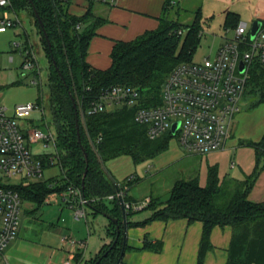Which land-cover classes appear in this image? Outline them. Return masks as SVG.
<instances>
[{
	"label": "trees",
	"instance_id": "16d2710c",
	"mask_svg": "<svg viewBox=\"0 0 264 264\" xmlns=\"http://www.w3.org/2000/svg\"><path fill=\"white\" fill-rule=\"evenodd\" d=\"M70 1L32 0L31 4L30 0H11L13 11H28L31 14L50 65L46 103L55 127V164L60 167L63 177L57 181L51 179L10 187L19 192L24 201L39 206L53 192H67L69 187L80 189L94 213L106 214L117 220V223L109 220L107 236L111 243L85 264H96L100 258L98 264H117L124 242L123 210L118 198L112 200L113 208L103 202L115 195L117 190L103 170L97 154L103 162L129 155L138 164L166 150L169 137L150 140L146 127L135 121V114L138 108L161 105V89L168 75L177 65L189 62L200 43L203 18L199 10L191 25L170 20L167 12L172 2L168 1L157 30L147 31L130 42H117L111 54V67L98 70L87 63V55L91 39L105 20L92 13L96 0H87L90 8L82 17L69 13ZM239 23L238 15L227 13L228 29H235ZM183 36L184 41L179 50ZM115 85L135 89L139 94V103L134 107L122 106L112 112L89 115L87 112L91 102L103 89ZM246 90L257 98L251 108L264 104V69L258 63L253 64L250 70ZM72 98L78 102L85 116V125L81 118L79 120L80 138ZM38 104L44 108L45 97L43 99L42 96ZM242 145L252 147L255 151L256 162L251 175L243 180L228 176L221 178L218 166H211L205 186L198 179L179 181L172 187L166 201L151 199L149 206L144 209L153 212L149 220L135 225L128 223V227L156 220L166 223L183 219L189 223L201 222L203 234L198 264H203L211 249L214 228L229 226L233 235L227 264H264V203H253L248 199L264 170V136L258 143L248 141L242 142ZM128 186L123 184L120 190H128ZM124 201H129L127 195ZM131 214L132 210L127 211V218ZM115 241V246L103 257ZM151 247L146 238L144 248ZM128 249L125 245V250ZM161 249L162 243H158L155 250Z\"/></svg>",
	"mask_w": 264,
	"mask_h": 264
},
{
	"label": "built area",
	"instance_id": "2783aa9c",
	"mask_svg": "<svg viewBox=\"0 0 264 264\" xmlns=\"http://www.w3.org/2000/svg\"><path fill=\"white\" fill-rule=\"evenodd\" d=\"M98 3L114 5L118 0H96ZM11 0H0V9L5 11L0 20V33L20 26L19 19L10 17ZM80 28V25L77 26ZM226 38L217 54L201 62L181 63L168 75L161 89V105L138 108L135 121L146 127L150 140L169 134L176 137L180 146L189 154L205 156L225 148L231 138L236 115L241 111V101L250 78L253 64L264 69V23L252 37L248 23L240 22ZM25 69L39 68L32 51L26 49ZM241 65L244 66L243 71ZM139 94L133 88L115 85L105 88L91 102L89 115L112 112L119 107H134L139 103ZM44 108L38 103L20 104L11 110L0 106V264H9L6 250L17 238L21 226L23 198L19 192L4 184V180L21 177L32 183L41 181L47 168L55 165V155H35L31 145L44 142V147L54 143L55 134L39 128L24 130L18 119L29 118ZM179 123L173 133L172 127ZM25 131V132H23ZM56 153V151H55ZM133 177L127 183L133 181ZM127 190H119L110 199H123ZM68 206L74 219H86L85 199L78 188L69 187L66 192ZM145 200L141 206L125 203L126 211L140 210L149 206ZM76 247L73 239H65Z\"/></svg>",
	"mask_w": 264,
	"mask_h": 264
},
{
	"label": "rangeland",
	"instance_id": "374dc122",
	"mask_svg": "<svg viewBox=\"0 0 264 264\" xmlns=\"http://www.w3.org/2000/svg\"><path fill=\"white\" fill-rule=\"evenodd\" d=\"M172 1L167 12V17L183 25H191L195 20L197 11L201 10L203 18L201 40L188 63L201 62L208 56L214 57L221 41L233 36V30L228 29L226 26L227 11L237 13L239 19L247 22L249 27L252 26L254 18L259 13L257 0ZM9 11L11 18L17 17L19 19L20 26L8 29L6 33H0V106L11 110L20 104H36L41 100L42 96L43 99L45 97L44 113L36 111L29 118L18 119V124L21 130L24 129L26 131L39 128L47 134L49 130L55 134V127L48 110V104L46 103V97L49 92L50 65L41 44L39 31L34 25V20L28 11L15 12L12 8ZM247 15L251 16L248 17ZM3 16L4 10L1 9L0 19ZM183 41L184 36L179 44V50L182 47ZM26 48L35 54L39 68L33 70L25 69ZM256 100L257 98L248 94L246 90L240 104L241 111L249 112L250 114L248 118L250 122H246V126L251 124L257 125L264 117V104L260 105L261 107L251 108L252 103ZM236 118L235 122L237 121ZM256 131L255 128H252L251 135L254 138H256ZM44 145V142L32 144L31 150L35 155L56 154L52 141L49 147H44ZM252 150L254 149L251 147L244 151L230 149L217 151L205 156L190 155L175 140L171 142L167 152L161 154L153 161H145L135 165L130 157L124 156L112 164H107L106 167L107 169H112V166L117 165L118 170L114 174L119 181L121 179L123 181L127 175L128 177L137 175L136 180L132 183L129 190H127L128 198L136 199L139 203H142L146 197H152L161 201V199L166 200L169 197L171 188L179 181L198 179L199 183L204 186L207 183L208 168L211 166H218L221 177L226 173L230 175L228 177H234L233 173H238L242 178L244 173H248L246 172V168L251 167L253 164L252 158L254 161V153ZM242 152L247 153L242 155ZM175 155H180V157H175ZM232 163L237 164L235 169L230 167ZM149 166H152L151 172L145 173ZM62 177L60 168L55 165L45 170L42 180L54 179L57 181L61 180ZM32 182L39 181L33 180ZM23 183H27V180H22L21 177L4 180V184L8 186H16ZM105 204L108 206L112 205L109 200H105ZM25 207L23 204L21 213V227L25 229L22 231L24 232V237L34 242H44L49 235L47 233L48 224L51 222L55 223L54 225L58 224V213L49 212L51 209L53 212H56L53 210L56 209L54 204L45 205L43 211L42 208L38 214L33 216L25 213ZM86 213L87 218L76 221L72 227L76 226L80 230L83 228L85 232L88 223L92 230L91 236L94 238L91 237L90 239L86 256L94 257L97 243L101 242L99 236L102 239L105 238L108 220L103 215L94 218L90 215L89 209H87ZM72 217L74 219V214ZM60 226L62 227L63 223ZM103 241L105 243L106 240Z\"/></svg>",
	"mask_w": 264,
	"mask_h": 264
},
{
	"label": "crops",
	"instance_id": "0c3cea01",
	"mask_svg": "<svg viewBox=\"0 0 264 264\" xmlns=\"http://www.w3.org/2000/svg\"><path fill=\"white\" fill-rule=\"evenodd\" d=\"M168 1L173 2L172 0H118L114 5H107L97 2L94 6H92V13L96 17L105 20V22L97 28L96 35L90 41L87 63L98 70L109 69L112 65L111 54L115 44L117 42H130L143 35L147 31L157 30L160 24V18L165 12V4ZM181 1L182 0H180V2ZM257 1L259 13L254 18V22L261 21L264 23V0ZM89 8L90 3L87 0H71L68 5L69 13L77 17L84 16ZM228 12L231 11H227L226 15ZM231 13L238 15L235 12ZM247 16L249 17L251 15ZM240 22L245 21L240 20ZM224 42L225 39L219 44L215 55ZM249 115V112L247 113L242 111L236 115L237 118H235L237 121L234 122L232 136L227 141L225 148L221 151L230 149H240V151H244L245 149L251 147L243 146L242 142L252 141L254 143H258L262 140L264 136V117L261 121H259V123H257V125L251 124L246 126V122H250L248 119ZM252 128H255V131L257 130L255 132L256 138L252 137L251 135ZM167 136L169 138L167 140L168 145L166 150L153 158L147 159L146 161H153L161 154L167 152L172 141L176 140L178 142L176 137H172L169 134H166L161 138H166ZM252 151L254 155H251H253L254 161L252 158L253 164L251 167L246 168V172L248 173H244L242 178L238 173H233L235 179L243 180L246 176L252 174L256 162L255 151ZM242 153V155H244L247 152ZM124 156L130 157L135 165L140 164L135 163L131 156L122 155L104 162L105 167L107 164H112ZM175 157H180V155H175ZM230 167L235 169L237 164L232 163ZM111 168L112 169H107L106 167L111 178L108 175L107 176L115 185L117 192H119L118 189L120 190L121 185L127 183V180L130 177L134 178L132 182L128 183L129 190L132 183H134L136 180L137 175H132L130 177L127 175L123 181L122 179L119 181L114 174V172L118 170L117 165L112 166ZM151 170L152 166H149L145 173H150ZM226 176L230 175L226 173L223 177H220L224 178ZM42 181L44 180L39 182ZM147 199L151 200L154 198L146 197L145 200ZM248 199L253 203H264V170L256 180ZM105 200H109L112 204V199H110V197L104 199V204ZM166 200L161 199L162 202ZM124 203L126 202L124 201ZM127 203L133 204L135 206L142 205V203H139L138 200H134L132 198H129ZM23 204L24 207L26 206L25 213L31 216L38 214L45 205L54 204L56 209L53 210L56 212H53L52 209L49 210V212L56 214L58 213V224L54 225L55 223L53 222L48 224L49 226L47 233H49V235L47 236V240L44 242H34L25 238L24 232H22L25 229L20 226L17 238L9 245L5 252L6 259L9 264H85L86 262L94 259L101 252L104 246L111 243V239L107 236L110 222L109 219L103 215L108 220L105 230V238L102 239V237L99 236L101 242L97 243L94 257L86 256V250H88V244L90 243V239L92 237V230L88 223L85 232L83 228L80 230L79 228L77 229L76 226L72 227L76 220L74 221L72 217V209L68 206L66 192L64 191L53 192L49 194L45 199V202L40 206L28 201H24ZM108 207L113 208V205ZM87 209H89L90 215H92L94 218L102 215L94 213L89 205L86 206L85 210L87 211ZM144 209L145 208L140 210H132V214L127 218L128 223L135 225L149 220L152 217L153 212L151 210ZM43 210L44 208L42 211ZM61 223H63L62 227L60 226ZM202 234L203 224L201 222L189 223L188 220L184 219L170 221L168 223L156 220L145 225L128 227L126 246L129 249L125 250L122 264H198V255ZM232 235L233 230L229 226L215 227L211 235V249L207 252L203 264H227ZM66 238L75 240L78 243L77 246L71 247L65 242ZM146 238H148L151 243L152 247L150 249L144 248V241ZM103 240H106L105 243ZM158 243H162V249L160 251L155 250Z\"/></svg>",
	"mask_w": 264,
	"mask_h": 264
},
{
	"label": "water",
	"instance_id": "95a60500",
	"mask_svg": "<svg viewBox=\"0 0 264 264\" xmlns=\"http://www.w3.org/2000/svg\"><path fill=\"white\" fill-rule=\"evenodd\" d=\"M30 2H31V4H33L32 3V0H30ZM34 12H35V14H36V16H37V18H38V20L40 22V25L43 27V24L41 22V19H40L39 15H38V12L36 11V9H34ZM261 26H262V22L261 21H255L252 24V26H251V34H252V37H255L256 33L261 28ZM45 36L47 38L46 33H45ZM48 44H49V47L51 48V45H50V42L49 41H48ZM54 65H55V62H54ZM243 69H244V66L241 65V70L243 71ZM72 100H73V103H74V108L76 110V123H77V129H78V137L80 138V133H79V128H80V126H79V120L81 118L83 124L85 125V116H84L83 110L79 107L78 102H76L73 98H72ZM178 126H179V123H176V124L173 125V127H172L173 133L176 132V130L178 129ZM90 143H91L92 146H94L92 141H90ZM81 148L83 149V146H81ZM85 158H86V161H88V157H87V154L86 153H85ZM97 158H98V161L100 162L103 170L105 171V173L111 178V176L108 174L107 169H106V167L104 165V162L101 159V156L99 154H97ZM87 171H88V167L86 168L85 176L87 174ZM83 189H84V182H83ZM118 191H119V189H118ZM120 204H121V208L123 210L124 242H123L122 253H121V256H120L117 264H120L121 261H122V259H123V256H124V253H125V245H126V242H127V232H128V220H127V215H126L125 203H124V200L123 199H120ZM105 216L109 220H112L114 223H117V220L111 219L106 214H105ZM115 244H116V241L111 246V248L103 255V257L107 256V254L109 253V251H111V249L115 246ZM101 259L102 258H100L96 264H98L101 261Z\"/></svg>",
	"mask_w": 264,
	"mask_h": 264
}]
</instances>
